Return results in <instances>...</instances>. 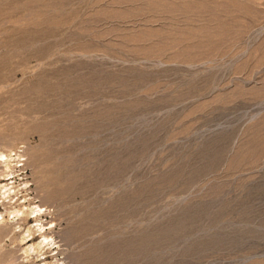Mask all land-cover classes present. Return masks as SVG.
I'll return each instance as SVG.
<instances>
[{"label":"rangeland","instance_id":"374dc122","mask_svg":"<svg viewBox=\"0 0 264 264\" xmlns=\"http://www.w3.org/2000/svg\"><path fill=\"white\" fill-rule=\"evenodd\" d=\"M0 264H264V0H0Z\"/></svg>","mask_w":264,"mask_h":264},{"label":"bare ground","instance_id":"6f19581e","mask_svg":"<svg viewBox=\"0 0 264 264\" xmlns=\"http://www.w3.org/2000/svg\"><path fill=\"white\" fill-rule=\"evenodd\" d=\"M1 156H2V155H1ZM3 156H4V155H3ZM3 160H4V159H3ZM11 160H12V159H11ZM4 163H5V162H4ZM6 167H7V166H6ZM8 168H10V167H8ZM24 168H25V167H24ZM10 169H11V168H10ZM14 169H15V168H14ZM2 170H3V169H2ZM11 170H12V169H11ZM11 172H12V171H11ZM2 173H3V172H2ZM12 173H14V172H12ZM12 173H9V174L12 175ZM9 174H8V175H9ZM1 175H2V174H1ZM8 175H7V176H8ZM13 184H14V183H13ZM5 189H6V188H5ZM3 191H4V190H3ZM6 191H7V190H6ZM6 194H7V193H6ZM4 195H5V194H4ZM7 195H8V194H7ZM11 199H12V198H11ZM21 208H22V207H21ZM21 208L19 207V209H18V208H17V209L20 211ZM17 209H16V211L19 212ZM40 209H41V208H40ZM14 211H15V210H14ZM34 211H35V210H34ZM34 211H33L32 213H34ZM37 211H39V209H38ZM40 211H41V210H40ZM40 211H39V212H40ZM12 213H13V212H12ZM36 213H37V212H36ZM13 214H14V213H13ZM15 214H16V212H15ZM38 216H39V215H38ZM36 218H37V216H36ZM41 227H44L43 224L40 225V228H41Z\"/></svg>","mask_w":264,"mask_h":264}]
</instances>
